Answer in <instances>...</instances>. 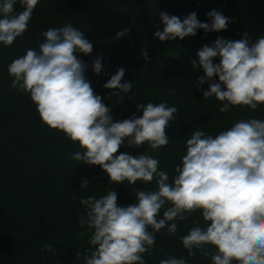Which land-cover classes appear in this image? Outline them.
I'll list each match as a JSON object with an SVG mask.
<instances>
[{
	"label": "clouds",
	"instance_id": "9594fccd",
	"mask_svg": "<svg viewBox=\"0 0 264 264\" xmlns=\"http://www.w3.org/2000/svg\"><path fill=\"white\" fill-rule=\"evenodd\" d=\"M40 0H0V44L11 46L28 30L32 14ZM19 3L22 11H16ZM163 29L154 33L161 42L183 41L205 33L226 31L229 18L215 9L207 13L211 23L201 22L192 12L181 19L167 12L159 13ZM131 29L116 34L119 40ZM39 50L28 49L8 67L11 88L30 95L42 123L63 133L80 151L71 154L74 161L100 167L110 184L130 186L137 182L156 183V188H134L136 203L118 205V193L109 190L99 198L80 199L84 212L78 216L81 229H87L89 248L84 264H146L156 234L166 229L169 236L179 230V222L188 221L199 212L185 235L179 237L188 257L196 251L211 264H264V119L236 121L217 135L194 130L186 138V154L174 166L170 176L159 167L151 154L133 156L120 152L127 146L147 145L152 151L170 143L167 128L175 120L176 106L165 102L138 104L142 116L116 120L112 107L96 94L86 77L89 65L78 54L90 55L93 44L84 31L66 24L42 33ZM141 56L149 62L148 48ZM199 67L205 73L198 83H208L205 100L215 97L218 110L247 107L252 112L264 106V36L251 42L248 33L239 40L218 37L212 46L197 51ZM219 59V63L213 61ZM197 67L196 60L192 61ZM93 72L103 71L102 55L94 59ZM125 69L120 67L103 87L113 90L108 96L124 101L133 82H123ZM218 77L219 82H216ZM90 180L82 178L80 190L88 189ZM151 229V230H150ZM41 253L56 250L43 243ZM160 264H188L183 256L169 255Z\"/></svg>",
	"mask_w": 264,
	"mask_h": 264
},
{
	"label": "trees",
	"instance_id": "16d2710c",
	"mask_svg": "<svg viewBox=\"0 0 264 264\" xmlns=\"http://www.w3.org/2000/svg\"><path fill=\"white\" fill-rule=\"evenodd\" d=\"M251 6L256 22L248 35L255 42L258 34L264 36V0H251ZM213 9L229 18L226 31L200 30L195 37L183 41L161 42L154 36L155 31L163 29L160 12L181 19L195 12L201 22L211 23L207 13ZM16 11H22L19 3ZM66 24L84 31L85 38L93 44L90 55L78 54V58L89 65L86 77L95 93L112 107L116 120L142 116L137 111L141 103L165 102L178 108L167 128V146L152 151L147 145L128 147L125 141L120 149L133 156L151 154L170 176L175 175L174 166L186 154L185 141L192 131L199 129L215 136L240 119H264V106L256 112L232 107L221 113L215 97H203L202 89L207 90L211 81L198 83L205 73L199 67L197 51L205 45L212 46L218 37L235 41L245 33L236 16L235 0H40L24 35L11 46L0 44V264H84L83 255L79 260L75 256L77 252L86 254L90 247V233L78 223V216L84 212L80 199L99 198L116 190L118 205L127 206L136 203L134 188H156L155 181L146 185L137 182L135 186L127 182L110 184L100 167L71 159L72 153L81 150L79 145L42 123L30 95L11 88L10 63L30 48L38 51L44 31ZM129 28L130 34L115 39L118 32ZM145 46L149 62L141 56ZM101 55L103 71L97 76L91 65ZM193 60L197 62L195 68ZM213 63H219V59ZM120 67L125 69L122 83L133 82L124 101L116 96L108 99L113 90L103 87ZM215 79L219 82L218 77ZM82 178L90 180L86 190H80ZM197 220L202 223L199 212L179 222L175 235L169 236L166 229L157 233L151 255H144L146 264H160L169 255L183 256L188 264H211L210 258L198 250H194L195 257L189 258L179 239ZM46 242L53 245L55 255L39 251Z\"/></svg>",
	"mask_w": 264,
	"mask_h": 264
},
{
	"label": "rangeland",
	"instance_id": "374dc122",
	"mask_svg": "<svg viewBox=\"0 0 264 264\" xmlns=\"http://www.w3.org/2000/svg\"><path fill=\"white\" fill-rule=\"evenodd\" d=\"M236 16L243 32L251 33L255 28L256 16L251 6V0H235ZM260 37L261 35L258 34Z\"/></svg>",
	"mask_w": 264,
	"mask_h": 264
}]
</instances>
